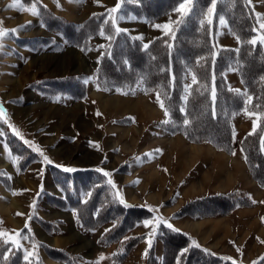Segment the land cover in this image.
Masks as SVG:
<instances>
[{
  "label": "rangeland",
  "instance_id": "374dc122",
  "mask_svg": "<svg viewBox=\"0 0 264 264\" xmlns=\"http://www.w3.org/2000/svg\"><path fill=\"white\" fill-rule=\"evenodd\" d=\"M27 2L0 0V27L18 29L16 33L0 38V102L6 111V116H0V126H7L0 133V150L5 146V155H11L17 150L18 153L14 154L24 157L19 153L23 149L38 157L32 160L28 157L29 164L25 170L14 157L7 159L4 155L0 158V171L6 170L5 174L12 182L11 190L19 192V196L16 195L17 205L13 209L10 201L4 197L7 225H0V231L7 233L4 236L6 239L11 242L14 240L25 255L28 252L41 254L43 251L37 241L47 240L51 244L55 241L57 247L79 252L82 264H116L110 256L114 246L102 248L95 243L96 238L107 228L106 225L95 231L84 230L78 225L72 210H58L49 204L50 207L45 206L49 195L47 191L61 196L60 190L50 177V165L62 171L65 168H101L111 173L110 178L124 199L155 210L153 218L150 219L153 220L152 225L145 227L141 223L133 229L135 234L141 230L146 231L147 241L153 237L149 235L153 226L156 227L163 218L182 229L192 228L194 225L193 232L216 251L229 249L225 242L227 234L224 232L228 226L232 227L231 219L211 218V221L195 225L183 219L185 217L172 218L170 214L180 204L201 197L204 193L236 189L238 184L235 182L239 176L243 178L240 185L247 193L259 198L261 204L251 212L245 210V216L237 213L232 218H241L244 225L252 220L258 226L255 218L264 215V190L248 188L249 177L237 155L227 156L225 152L219 153L210 146L188 144L181 140L182 136L161 130L158 124L166 116L159 108L157 99L143 92L142 85L137 86L133 93L127 94L103 87L97 82L100 57L109 47L106 36L99 33L90 36L88 30L83 29L80 36L83 45H73L72 42L65 41L61 33L46 30L39 15H32L28 10L32 6V0ZM117 2L118 0H98V3L94 0H38L52 14L76 25H82L91 15L100 12L106 13L108 18L107 10ZM129 3L137 1L129 0ZM28 4L29 6H25ZM251 8L255 12L259 29V25L264 23V0H252ZM175 9L160 15L154 21L118 14L122 17L118 26L127 29L135 37L142 36L141 41L148 43L164 35L154 24L177 19L179 13ZM217 32L221 46L236 48L237 42L230 36L226 21L221 24L219 20ZM259 35L260 32L256 39ZM236 74L235 70L227 72L228 87L243 92ZM107 75L110 76V73ZM79 77L82 79L79 87L84 92L80 89L67 94L42 92L48 91L51 80ZM189 82L190 78H187V83ZM255 123V115H250L245 110L237 114L233 118L234 144H238L239 138L253 129ZM16 130L20 135L16 134ZM8 137L15 138L18 148L4 142ZM36 147L52 163L44 162ZM233 153L239 154L237 151ZM146 154H149V161L144 163L143 156ZM3 189L0 187V191ZM42 191L46 193L43 194ZM37 192L41 200H36L33 207L36 196L34 194ZM40 204L44 207L40 208ZM10 209L11 217L8 214ZM28 209L29 213H26ZM33 216L44 217L54 223V226H59L62 232L55 237L46 235L34 222ZM16 220L19 226L21 223L28 224V234L25 231L16 236V232L24 225L19 229L11 227L10 223L17 225ZM240 229L244 231L245 228ZM28 237L31 241H28ZM160 247L161 244L158 243L155 250ZM134 248L125 261L119 264H144L146 243L142 241ZM43 257L46 263L55 264L45 255Z\"/></svg>",
  "mask_w": 264,
  "mask_h": 264
},
{
  "label": "trees",
  "instance_id": "16d2710c",
  "mask_svg": "<svg viewBox=\"0 0 264 264\" xmlns=\"http://www.w3.org/2000/svg\"><path fill=\"white\" fill-rule=\"evenodd\" d=\"M136 1L129 3V0H121L118 14L154 21L179 7L181 2ZM210 6V0H193L192 11L176 31L175 39L159 36L148 42L149 48L145 50L142 46L144 43L128 31L116 35L110 24L105 25L103 21L107 19V14L104 12L91 15L82 25H76L37 4L43 27L61 33L63 39L73 45H83L80 40L83 29L88 30L90 36L100 33L101 29H104L106 37L113 36L112 40H108L109 47L100 57L96 73L99 84L127 94L142 85L143 92L156 99L159 93L169 109V115L164 119L169 123L159 122L161 130L171 135H182L192 143H208L227 154L238 151L245 160L251 178L264 187V47L258 39L256 45L245 43L256 38L259 32L253 30L258 29L257 18L246 0H218L213 16L207 15ZM220 18L226 21L230 36L237 42L236 48H224L217 44ZM209 19L212 20L211 24L207 22ZM201 20L205 21L203 25ZM165 42L173 47L169 49ZM231 70L237 72L244 90L241 93L246 92L247 96L238 95L228 87L226 74ZM109 73L110 76L107 75ZM193 74L197 76L196 85H192ZM187 78H190L189 83ZM81 81V77L51 80L48 91L42 92L67 94L77 89L84 92L79 87ZM186 85H192L187 100L184 99ZM213 87L215 99L212 97ZM248 96L252 97L251 102ZM158 105L160 107L159 102ZM181 108L185 111L182 112ZM160 109L165 115L164 110ZM242 110L256 116L255 130L253 128L245 133L238 144H234L233 118ZM186 119L190 122L188 125L184 124ZM17 143L15 138H8V144L18 148ZM15 152L18 153L17 150ZM19 153L24 156H20L24 161L22 166L29 164L28 157L30 160L38 158L23 149ZM50 167L51 177L61 197L50 194L47 201L57 208L72 210L84 230L95 231L106 225L107 228L97 238V244L103 248L114 246L111 253L114 263L124 262L134 246L148 237L147 232L133 234V229L143 221L152 219L153 211L125 201L124 204L120 203V194L117 195L116 188L108 183V178L102 172L94 169L65 172L54 165ZM251 204L248 198L236 191L206 194L184 202L172 214V218L197 219L226 215L238 207ZM3 238L0 237V264H29V261L31 264H45L40 254L25 260L26 255L21 247ZM151 240L152 246H147L144 264L156 262L155 246L158 243L161 244L162 264H233L201 246L197 247L196 243L193 244V238L179 230L173 231L161 221ZM28 241H31L29 237ZM38 245L49 258L61 264H82L78 255L44 244Z\"/></svg>",
  "mask_w": 264,
  "mask_h": 264
},
{
  "label": "crops",
  "instance_id": "0c3cea01",
  "mask_svg": "<svg viewBox=\"0 0 264 264\" xmlns=\"http://www.w3.org/2000/svg\"><path fill=\"white\" fill-rule=\"evenodd\" d=\"M257 13V12H256ZM216 40H217V44L220 46V47H223L219 44V41H218V32H217V36H216ZM237 75V74H236ZM227 76V74H226ZM239 83H240V80H239ZM241 85V84H240ZM242 86V85H241ZM4 125V126H3ZM7 126H5V124H2L0 126V133H2V129H6ZM252 130V129H251ZM250 130V131H251ZM9 132V130L7 129V133ZM6 133V134H7ZM10 133V132H9ZM8 133V134H9ZM247 133V132H246ZM7 134V135H8ZM245 134V133H244ZM243 134V135H244ZM2 135V134H1ZM179 135V134H177ZM242 135V136H243ZM181 136V135H180ZM241 136V137H242ZM15 137V136H14ZM241 137L239 139H241ZM9 138V137H8ZM8 138L7 140H5L4 142L8 141ZM183 142H186L188 144H198V145H206V146H210L211 148H213L214 150H216L217 152L219 153H224L223 151L221 150H217L215 147H213L212 145L208 144V143H192V142H189L187 141L183 136H182V139H181ZM0 142H1V136H0ZM8 143V142H7ZM5 147V146H4ZM4 147H2V149L0 150V158L2 156L5 155V151H4ZM238 152V151H237ZM15 152H12V154L8 155L6 154V158L8 159L9 157H14L15 158V161L17 163H20V164H23L24 161L23 159H21V157H19L18 155L14 154ZM239 153V152H238ZM227 154V153H225ZM229 155H233V154H229ZM239 157L240 161L242 162L244 168H245V173L247 174V176L249 178H247L250 182V184L248 185V188L249 189H254L256 191H260V190H264V187H261L255 180H253L250 176V173H249V170H248V167L245 163V160L243 158V156L239 153V154H235ZM228 156V154H227ZM143 162L146 163L149 161V157L147 155H144L143 156ZM10 160V159H9ZM11 161H12V164H13V160L11 158ZM24 167V170L26 169L27 165H24L22 166ZM6 171V170H5ZM1 170L0 173H3V175H0V187L1 189L4 188L2 191H0V225H7V219L5 218V215L7 213V211L4 209V206H3V201L5 200L4 197H6L7 200L10 201L11 203V209H13V207L15 208L16 207V200H17V196H19V192L18 190L16 191H12L11 190V181L8 179V177L6 176V172ZM130 171V170H129ZM127 174V173H125ZM51 177V176H50ZM240 178L238 179L237 182H235V184H238L236 187V189H230V190H227V191H217V192H207V193H204L205 195L206 194H219V193H226V192H230V191H236V192H239L241 194H243L246 198H248L250 200V202L252 203L250 206L248 207H238L236 208L235 210L231 211L230 213L226 214V215H219V216H212V217H204V218H197V219H193V218H190V217H185L183 219H186V220H189L191 221L193 224H203V223H206L207 221H211L212 219L214 220V218H218V220H225V219H231L232 220V223H230V225H232V227H229L226 229V231L224 233H226L227 235H225V242L227 244V246L229 247V249H226L224 251H216L213 247L207 245L206 243H204L203 241H201V239L199 238V236L197 234H195L193 231V226L192 228H187L186 226V229H182L180 228L179 226L175 225L174 223L171 222V225L172 227L178 229L179 231L187 234L188 236H190L191 238H193V240L196 242L197 245L207 249L208 251L210 252H213L225 259H228L232 262H235L237 264H264V215H260L259 217L257 216L255 219H256V225L253 224V221L250 220V222L248 223H245V225L242 223V219L240 218H232L234 215H236L237 213L239 214H243V216L246 215L245 213V210H249V212H251V210L253 211L258 204H261V201L259 200V198H256L254 196V194H250V193H247L246 190L243 188L241 184V179H243L241 176H239ZM52 178V177H51ZM245 180V179H244ZM245 182H247L245 180ZM22 184V183H21ZM6 185V187H5ZM25 185V184H24ZM254 186V187H253ZM8 187L10 188L8 190ZM26 187V186H25ZM254 190H250L251 191H254ZM46 191V190H45ZM45 191H42L43 194H45L46 192ZM47 193H49V195H53V196H58L56 194H54L53 192H49L47 191ZM120 193V192H119ZM203 194V195H204ZM17 195V196H16ZM36 195L33 202H35L36 200H41V198L39 197L38 195V192ZM121 195V193H120ZM21 196V195H20ZM58 197H61V196H58ZM122 197V195H121ZM123 198V197H122ZM124 199V198H123ZM171 199V198H169ZM168 199V200H169ZM127 203L129 204H135L136 202H134L133 200H126L124 199ZM15 201V202H14ZM253 201H255V203H253ZM47 203H45V206H47L49 204L48 201H46ZM186 202V201H185ZM50 206H52L51 204H49ZM48 205V206H49ZM142 205V204H141ZM181 205V204H180ZM180 205L177 207L176 210H178L180 208ZM35 206V205H34ZM49 206V207H50ZM142 206H145V205H142ZM44 206H42L40 204V208H43ZM54 208L58 209V210H61L55 206H53ZM148 208V206H145ZM11 209L10 211L8 212L9 214V217L10 214L12 213L11 212ZM174 210V212L176 211ZM240 211H242L240 213ZM23 212H25V210H23ZM173 212V213H174ZM26 213H29V209L26 211ZM172 213V214H173ZM170 214V216L172 215ZM34 218V222L37 223V225L44 231V233L50 237H55V236H59L60 233L62 232V230L60 231V228L59 226L56 227L54 226V223L48 221L47 219H45L44 217H39V216H33ZM212 218V219H211ZM239 221H238V220ZM179 220V219H178ZM237 220V221H236ZM236 221V222H235ZM16 224L18 225V221L16 220ZM196 222V223H195ZM9 223V222H8ZM24 223H21L20 226L18 225H13L12 223H10L11 227H15L16 229H19ZM26 224V223H25ZM25 224L22 226V229L19 231L20 233H25V230H26V233L28 234V231H27V228H25ZM79 225V223H78ZM32 226V225H31ZM80 226V225H79ZM1 227V226H0ZM245 228L244 231L241 230L240 228ZM33 228V226H32ZM13 229V228H12ZM188 229V230H187ZM14 230V229H13ZM140 230V229H138ZM31 231V230H30ZM32 232V231H31ZM142 233H146V231H139L138 234H142ZM240 233V234H239ZM135 234V233H133ZM98 237V236H97ZM55 240V239H54ZM54 244L50 243L49 241L47 240H39L37 241L38 244H44L48 247H51V248H58V249H64L72 254H75V255H78L79 257L80 254L79 252H75L73 250H69V249H66L64 247H57L55 246L56 242L53 241ZM144 242L146 243V248L148 246V243H147V238L144 240ZM97 244V238H96V242ZM98 245V244H97ZM158 245V244H157ZM99 246V245H98ZM100 247V246H99ZM103 248V247H102ZM108 248V247H107ZM114 249V248H113ZM112 249V251H113ZM135 249V248H134ZM43 251V250H42ZM112 251H110V256H111V253ZM134 251V250H133ZM145 252V250H144ZM144 254V253H143ZM43 255L46 256V258H48L49 260L53 261L55 264H61L51 258H49L46 253L43 251L41 252L40 256L43 260V262L45 264H48L46 263V261L44 260V257ZM82 258V257H81ZM144 259V258H143ZM81 260V259H80ZM82 261V260H81ZM80 261V262H81ZM144 263V262H143ZM117 264V263H116ZM154 264H162V251H161V247L160 248H156V262Z\"/></svg>",
  "mask_w": 264,
  "mask_h": 264
},
{
  "label": "snow or ice",
  "instance_id": "6c2138e0",
  "mask_svg": "<svg viewBox=\"0 0 264 264\" xmlns=\"http://www.w3.org/2000/svg\"><path fill=\"white\" fill-rule=\"evenodd\" d=\"M71 2V0H70ZM94 2H97L98 3V0H94ZM218 0H210V7L208 8L207 10V15L208 16H213L214 15V10H215V7H216V4H217ZM252 0H246V3L247 4H251ZM37 4H38V0H32V6L30 9H28L32 15H39V10H38V7H37ZM192 6H193V0H181L180 4H179V7L175 9L176 12L179 13V16L177 17L176 20H172V19H169V21H167L166 23L164 24H154L153 26L156 28V29H159L163 32L164 35L166 36H169L171 39H175V34H176V31L179 29V27L185 23V20L186 18L190 15L191 11H192ZM121 8V3H120V0H118L117 4L108 9V13H109V16L107 19H105L103 21V23L105 25H109L115 30V34L116 35H119V34H122V33H126L127 32V29H122L118 26V21L119 19H121L122 17H120L118 15L119 13V10ZM259 15V14H258ZM209 24L212 23V20L209 19L207 21ZM220 22L221 24H224L225 21L223 20V18H220ZM205 23L204 20H201V24L203 25ZM254 31H259L260 32V35L258 37V40L260 43L264 44V23H261L259 25V29H253ZM18 31V29H11V30H8V29H4L2 27H0V38H3L7 35H10V34H14ZM101 36H105V31L104 29H101L100 33H99ZM233 35H235L233 33ZM108 40H112L113 39V36L112 35H108L106 37ZM135 39H139V40H143V37L142 36H138V37H135ZM240 38L237 36V41L239 42ZM258 40L256 38L254 39H250V40H247L245 41V43L247 44H250V45H256L258 43ZM151 43V42H150ZM166 43V46L171 49L173 47V45L171 43H168V42H165ZM143 48L145 50H147L149 48V43H144L143 45ZM101 47H103V45H101ZM236 51H239V49H236ZM215 55V54H213ZM201 59H204L203 57H201ZM98 62H99V59H98ZM262 79H264V77H262ZM87 79L85 80V83H87ZM198 83V80H197V76L195 74L192 75V85H196ZM192 85H186L185 86V92H186V95L184 97L185 100H187L188 98V95H190L191 93L189 92V89L192 88ZM233 91H235L238 95H244V96H247V93H241L240 89H234ZM215 96H216V91H215V88L213 87L212 89V97L213 99H215ZM157 100L160 104V107L164 110L165 112V116H168L169 115V109L166 108L165 104H164V101L161 100L160 98V94L157 93ZM252 100V97L251 96H248V101L251 102ZM182 112L185 111L184 108H181L180 109ZM251 115V113H249ZM0 116H6V111L3 107V103L0 102ZM162 123L164 124H167L169 123L168 120H164L162 121ZM190 122L189 120H185L184 121V124L185 125H188ZM254 130H255V125H254ZM16 134L17 135H20L19 131L16 130ZM22 138V137H21ZM25 143H30L29 141H25ZM264 143V142H262ZM36 151L40 152V154L43 156V160L44 162H47V163H52L49 158L47 156H45L43 154V152L38 148L36 147ZM159 151V150H157ZM146 155H149V154H146ZM233 155H235V153H233ZM14 162V161H13ZM65 171H75V169H71V168H65L64 169ZM96 171L98 172H102L103 175L105 177H109L108 179V183L113 187V188H116V185L115 183L111 180V173L107 172V171H104L103 169L101 168H97ZM0 175H3V173H0ZM117 195H119V193L117 192ZM120 203L124 204V200L121 198L120 199ZM253 203H255V201H253ZM262 203H264V201H262ZM35 205V202H33V207ZM127 206V205H126ZM151 211H155L153 209H150ZM18 215H22L21 213H17ZM29 219H31V217H29ZM164 223H167L166 221ZM153 224V220H145L143 221V225L145 227H148L149 225H152ZM167 227L172 229L173 231H178V229H174L172 227L171 224H167ZM25 228H28V224L26 223L25 224ZM156 232V227L153 226L152 228V232L149 234L150 236L155 234ZM5 235H7V233L3 232V231H0V237H4ZM21 233L20 232H16V236H20ZM11 239V237H10ZM13 243H15V241L13 240L12 241ZM148 246L149 248H151L152 246V240L149 239L148 241ZM196 242L193 241V244H195ZM197 247H199V245H196ZM35 247V245H34ZM185 251H187V249H185ZM147 250L145 251V255H147ZM34 253L33 252H28L25 256V260H28V258L30 256H33ZM29 264H31V261H29ZM233 264H235V262H233Z\"/></svg>",
  "mask_w": 264,
  "mask_h": 264
},
{
  "label": "bare ground",
  "instance_id": "6f19581e",
  "mask_svg": "<svg viewBox=\"0 0 264 264\" xmlns=\"http://www.w3.org/2000/svg\"><path fill=\"white\" fill-rule=\"evenodd\" d=\"M60 242V241H59ZM85 243V242H84Z\"/></svg>",
  "mask_w": 264,
  "mask_h": 264
}]
</instances>
